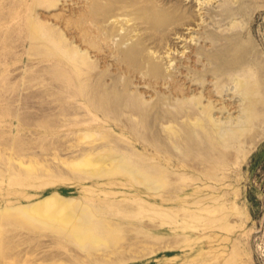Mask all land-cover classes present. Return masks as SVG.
<instances>
[{"label": "rangeland", "instance_id": "obj_1", "mask_svg": "<svg viewBox=\"0 0 264 264\" xmlns=\"http://www.w3.org/2000/svg\"><path fill=\"white\" fill-rule=\"evenodd\" d=\"M158 1L176 15L192 13L190 27L178 25L184 37L170 36L179 53L164 49L154 55L163 67L169 66L167 72L180 70L175 61L167 63L177 54L182 64L198 60L195 69H204L208 60L200 52L212 51L213 39L221 43L228 36L250 42L252 55L245 69L257 76L263 66L264 79V0ZM83 8V0H0V264H264V113L258 130L231 144L229 159L206 160L198 153L188 167L173 172L178 193L166 200H132L108 179L98 189L82 179L84 174L57 165L55 147L63 158L70 155L81 133L79 124L91 118L82 99L83 82L50 39H61L67 49L81 45ZM190 41L196 44L194 51ZM238 74L220 88L233 93ZM261 96L264 100V91ZM223 120L235 126L233 119ZM68 180L78 186L70 188ZM52 192L102 206L121 219L117 238L109 232L98 245H81L6 210Z\"/></svg>", "mask_w": 264, "mask_h": 264}, {"label": "bare ground", "instance_id": "obj_2", "mask_svg": "<svg viewBox=\"0 0 264 264\" xmlns=\"http://www.w3.org/2000/svg\"><path fill=\"white\" fill-rule=\"evenodd\" d=\"M83 2L82 44H71L67 49L61 39H50L55 48L65 53L75 77L83 82L82 99L91 118L79 124L81 133L67 157H62L57 139L54 156L58 166L84 174L82 179L93 182L98 189L108 179L121 196L132 200H166L178 193L173 172L188 167L196 154L202 153L200 156L206 160L218 156L225 161L232 155L231 144L236 138L244 140L258 130L256 126L264 113V79L260 74L263 66L257 68V76L245 69L252 55L250 42L228 36L221 43L213 39L214 49L200 52L203 61L208 60L204 69H195L198 60L182 64L177 54L167 63L175 61V68L180 70L167 72L169 66L163 67L154 55L164 49L165 53H179L170 36H183L178 30L180 24L191 26L189 10L176 15L158 0ZM117 36L120 38L115 45L111 44ZM194 46L190 41L188 47L194 51ZM239 72L233 81V93L229 88H220L222 82ZM236 100L241 104L237 105ZM237 111L239 116L232 118ZM223 118L233 119L235 126H228ZM69 184L70 188L78 186ZM60 191L66 194L68 188ZM6 210L18 212L24 222L34 227L53 229L81 245H98L103 234L108 238L109 232L117 233L121 225V219L108 215L102 206L59 192Z\"/></svg>", "mask_w": 264, "mask_h": 264}]
</instances>
